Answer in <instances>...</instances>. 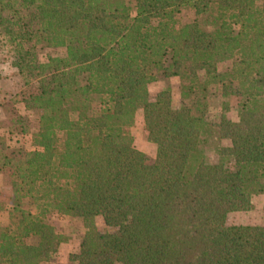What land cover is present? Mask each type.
<instances>
[{
  "label": "trees",
  "instance_id": "obj_1",
  "mask_svg": "<svg viewBox=\"0 0 264 264\" xmlns=\"http://www.w3.org/2000/svg\"><path fill=\"white\" fill-rule=\"evenodd\" d=\"M4 63L21 86L2 99L0 264L56 260L60 214L79 223L71 264H264V0H0ZM158 76L178 108L169 85L150 98ZM256 195L261 222H226Z\"/></svg>",
  "mask_w": 264,
  "mask_h": 264
},
{
  "label": "rangeland",
  "instance_id": "obj_2",
  "mask_svg": "<svg viewBox=\"0 0 264 264\" xmlns=\"http://www.w3.org/2000/svg\"><path fill=\"white\" fill-rule=\"evenodd\" d=\"M177 19L180 17L182 20L190 21L193 19L194 12L192 9H182L181 14L176 15ZM40 59H44V51L39 50ZM198 74L201 77H204V70L199 67ZM180 80L177 76L163 78L158 76L156 79L151 81L148 84L149 96L153 99L156 93L160 90V88L164 85H169L171 87V97H172V106L173 108H178L180 103V95H179V87ZM21 86V82L19 80V76L16 71L9 66V64L4 63L0 64V107H2V99L7 94H12L16 92ZM238 106V100L236 98L231 100V115L236 114ZM221 106L218 97L211 96L208 98L207 103V119L210 122H216L219 119L221 113ZM38 129L37 122H32L31 130L32 132H36ZM30 135L28 136V141L30 139ZM223 144H228V140H223ZM133 145L144 152L149 157H154L155 155V145L147 139V131L144 124V121L141 117L136 119L135 131H134V143ZM206 157L208 161H215V155L212 151L208 150L206 152ZM14 198L13 194L10 190V178L7 177L4 180H0V202L3 206L8 208L13 207ZM253 207L249 210H236L228 213L226 222L227 223H259L263 220V210L262 196L256 195L252 197ZM96 223L100 228H104V220L103 215L98 214L96 216ZM52 222L59 228H61L64 233L67 234L68 239L63 243L59 256L55 261L43 262V264H71L68 259V254L72 251L73 248L78 246V237L76 229L79 226L77 220L66 216V215H54L52 218ZM120 264V263H116Z\"/></svg>",
  "mask_w": 264,
  "mask_h": 264
},
{
  "label": "crops",
  "instance_id": "obj_3",
  "mask_svg": "<svg viewBox=\"0 0 264 264\" xmlns=\"http://www.w3.org/2000/svg\"><path fill=\"white\" fill-rule=\"evenodd\" d=\"M4 118V110L2 109V107H0V119H3ZM9 177L7 173H4V172H0V180H4ZM11 190V189H10ZM6 207V206H5ZM63 245V244H62ZM61 245V247H62ZM76 248V247H75ZM75 248H73L72 250H74ZM61 250V248H60ZM52 261H55V260H52ZM43 264V263H41Z\"/></svg>",
  "mask_w": 264,
  "mask_h": 264
}]
</instances>
